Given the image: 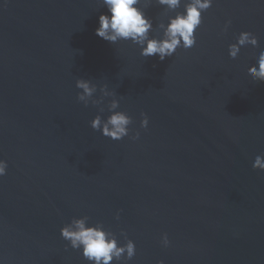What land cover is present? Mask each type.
Returning a JSON list of instances; mask_svg holds the SVG:
<instances>
[{"label": "water", "instance_id": "obj_1", "mask_svg": "<svg viewBox=\"0 0 264 264\" xmlns=\"http://www.w3.org/2000/svg\"><path fill=\"white\" fill-rule=\"evenodd\" d=\"M145 12L157 39L175 15ZM101 14V0H0V264H90L60 237L80 218L134 243L111 264H264V83L248 76L264 0H212L195 45L163 62L97 37ZM241 32L258 48L232 59ZM77 79L100 105L77 101ZM112 100L132 121L119 141L90 127Z\"/></svg>", "mask_w": 264, "mask_h": 264}, {"label": "clouds", "instance_id": "obj_2", "mask_svg": "<svg viewBox=\"0 0 264 264\" xmlns=\"http://www.w3.org/2000/svg\"><path fill=\"white\" fill-rule=\"evenodd\" d=\"M107 14L98 17V27L95 35L110 44L118 41H130L140 49V56L144 58L156 56L163 62L166 58L172 57L178 48L185 50L192 48L195 43V30L201 24V14L209 9L212 0H189L183 5V11H176L181 7L182 0H154L156 5L175 12L174 16H169L167 23H159L157 28L161 29L160 38L150 37L153 32V21L146 15L145 9L149 7L153 0H101ZM230 24L226 22L225 31ZM251 46L258 48L256 37L250 32H241L236 38V42L228 46V55L235 59L241 47ZM248 76L254 81L264 83V51L259 53L256 65L248 69ZM75 87L80 90L77 93V101L82 102L85 107L91 101L93 106L100 105L101 100L91 99L96 93V87L84 79H77ZM103 91V89H101ZM104 95H110L104 92ZM118 102L112 100L107 110L110 115L102 119L96 115L90 121V127L94 131H99L103 137L113 141H119L128 135V125L132 122L131 118L124 112L116 111ZM104 108H99L103 113ZM142 119L140 127L146 128L147 117L141 113ZM139 133L131 137L138 139ZM7 165L0 160V177L5 175ZM253 170L264 172V156L257 155L252 164ZM60 237L68 242L71 249H79L81 256L90 264H111L113 260L119 262L121 257L130 260L135 254V245L128 240L123 246H118L115 238L105 232L99 225L86 226V218L73 219L60 229ZM168 238L163 236V244L168 246ZM158 264H164L158 261Z\"/></svg>", "mask_w": 264, "mask_h": 264}]
</instances>
